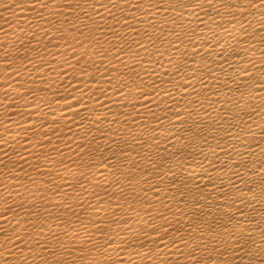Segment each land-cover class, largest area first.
<instances>
[{
  "label": "bare ground",
  "instance_id": "obj_1",
  "mask_svg": "<svg viewBox=\"0 0 264 264\" xmlns=\"http://www.w3.org/2000/svg\"><path fill=\"white\" fill-rule=\"evenodd\" d=\"M137 2L0 0V264H264V17Z\"/></svg>",
  "mask_w": 264,
  "mask_h": 264
},
{
  "label": "snow or ice",
  "instance_id": "obj_2",
  "mask_svg": "<svg viewBox=\"0 0 264 264\" xmlns=\"http://www.w3.org/2000/svg\"><path fill=\"white\" fill-rule=\"evenodd\" d=\"M73 2H75L76 4H81V0H51V3L57 5V9L61 8L63 4H71ZM91 2H92V0H83L84 4H88V3H91ZM146 2L151 7V5L155 4L157 2V0H146ZM164 2H173V3H175L176 0H164ZM181 2H183V0H181ZM204 2H207L208 4H211L212 0H197V3H200V4H203ZM219 2H223V0H219ZM31 3H32V5L40 4L44 8H48L49 7V0H31ZM121 4L129 5L128 9L125 10L123 8H120ZM244 4H247L249 6V10L252 9V8H255L258 11H261V15H262V17H264V10H262V9H264V0H232V3H231V5H229V8L230 9L231 8H235L237 6H242ZM95 5H99V8L104 9V12L107 13V15L104 16L99 11V8H97ZM192 6L193 5H191V4L189 5V7H192ZM113 9H117V10H119L121 12H125L126 14L123 15L121 18H117V13ZM140 9H141V4L138 3V2L133 4V0H106V2H105V0H95V4L93 6L92 12L88 13L86 11V9L81 8L79 11L84 12L85 15L83 17H81V16H79V13H77V19L83 21V26L87 27L88 20H92L93 23H96V21L94 19L95 16H101V19L104 20L105 22H107V20L110 18L111 20L115 21V25L113 27H111L109 29V31L113 35H116L117 32H118V26L126 24L129 28H132V21H133V18H134V13H135V11L140 10ZM32 10H35L34 7L32 8ZM200 10L203 11L204 10L203 7H201ZM127 12H132L133 15L130 16V15L127 14ZM60 15H64V13L60 12ZM149 15H151L150 12H148V11L144 12V16L145 17H147ZM192 15H196V13H192ZM42 18H44V17L42 16ZM180 18L182 19L183 17L181 16ZM65 19H67V17H65ZM197 19H199L198 15H197ZM141 22H144V21H141ZM146 22L151 24L153 27H155L154 19L153 20H147ZM46 23L52 25V29H55L56 25L59 23V21L54 23L53 21H51L49 19H46ZM71 27L74 30L78 31L81 36H84L83 30L80 27H78L76 24H72ZM241 27H243V25H241ZM52 29H42L43 31H45V34L49 37L50 40H51V35H52ZM133 31H136V29H133ZM137 35H139V33H137ZM33 38H35V37H33ZM134 42L137 44L138 48L139 47H143V43L141 41L136 40ZM150 42H151V38H150ZM79 43H80L81 47L84 46L83 42H79ZM145 51H147V48H145ZM196 54L199 55L198 52ZM134 55H139V53L136 52V53H134ZM221 58H223V53L221 55ZM121 62L123 63V61H121ZM253 67H255V65H253ZM131 70L135 71V68H132ZM179 71H180V69L178 67L177 68V73H179ZM191 71L195 72L196 70L195 69H191ZM165 75H168V73H165ZM202 82L203 81H201V83ZM140 83L143 84L144 81L141 80ZM152 87H156V86L153 85ZM182 87L187 88V85H182ZM251 87L253 88V90L255 92H258V91L264 89V77H261L258 80H256V82L253 83L251 85ZM237 90H239V88ZM193 91H195V89H193ZM147 94L148 93H144V95H147ZM166 94L170 97V99L175 100V97L172 95L171 92H168ZM152 95L154 97L161 95L160 89L157 87L156 91L153 92ZM149 103H151V101ZM144 106L147 107V105H144ZM159 106H160L159 103H157V107H159ZM149 111H151L150 108H149ZM153 115H156V114L153 113ZM164 119H167V117L165 116ZM162 122L163 121L161 120V118L157 117V124L159 125ZM156 130L157 129H154V131H156ZM80 147H84V145L81 144ZM101 159H102V161H103L105 166L111 167L112 158L101 157ZM98 167H99V165H98ZM237 168H239V166ZM233 219H234V217H233ZM163 227H164L165 231H167V225H165ZM224 230L228 231L226 225L224 226ZM65 235H67V233H65ZM249 235H250V230H249ZM91 242H92L91 238H89L86 241V243H89V244ZM177 243L178 242L174 239L173 240V244L175 245ZM37 246L38 247H43L45 251H49V249L45 245H41L39 241H37ZM204 246L207 247V245H204ZM185 247H187V242H185ZM228 247H231L233 249L239 248L240 252H243L244 255H248L247 251L242 246H240V240L239 239L235 240L234 244L228 245ZM214 249H215L216 252L219 253V255L221 257H224L225 259L227 258L228 252L226 250H222L219 241L214 242ZM197 252H198V248H191L188 251L185 259L186 260H191L192 264H201V258L197 255ZM232 254L235 255L236 253L233 252Z\"/></svg>",
  "mask_w": 264,
  "mask_h": 264
}]
</instances>
